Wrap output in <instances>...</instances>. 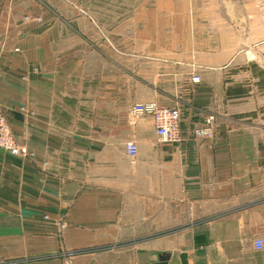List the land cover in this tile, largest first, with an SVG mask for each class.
<instances>
[{"label": "crops", "instance_id": "1", "mask_svg": "<svg viewBox=\"0 0 264 264\" xmlns=\"http://www.w3.org/2000/svg\"><path fill=\"white\" fill-rule=\"evenodd\" d=\"M34 1L0 0V109L32 154L0 150V264H264V43L102 32ZM148 103L178 109L181 143L132 115Z\"/></svg>", "mask_w": 264, "mask_h": 264}, {"label": "rangeland", "instance_id": "2", "mask_svg": "<svg viewBox=\"0 0 264 264\" xmlns=\"http://www.w3.org/2000/svg\"><path fill=\"white\" fill-rule=\"evenodd\" d=\"M71 1L70 7L91 17L102 32H203L221 46L232 42L238 51L249 47L248 41L264 43V0ZM40 7L47 12L44 4Z\"/></svg>", "mask_w": 264, "mask_h": 264}, {"label": "built area", "instance_id": "3", "mask_svg": "<svg viewBox=\"0 0 264 264\" xmlns=\"http://www.w3.org/2000/svg\"><path fill=\"white\" fill-rule=\"evenodd\" d=\"M40 21V20H39ZM194 83L198 79L192 80ZM131 113L133 116H149L154 125L155 135L160 144L178 145L182 142L180 133V113L176 108L161 107L156 103L137 104L133 106ZM212 117L204 120L203 124L192 131V137L196 140H212L214 132L212 129ZM0 150L14 157H32L25 148L18 145L16 139L11 134L6 118L0 109ZM125 153L127 157L133 160L137 154V146L133 140L125 143ZM64 228V225L61 226ZM255 250L264 248V238H259L253 242ZM6 264H14L8 262Z\"/></svg>", "mask_w": 264, "mask_h": 264}]
</instances>
